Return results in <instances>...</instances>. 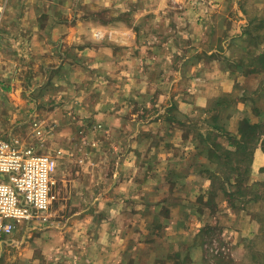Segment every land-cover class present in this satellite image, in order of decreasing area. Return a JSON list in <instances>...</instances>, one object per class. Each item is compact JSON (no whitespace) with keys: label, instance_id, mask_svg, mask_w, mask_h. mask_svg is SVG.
<instances>
[{"label":"rangeland","instance_id":"374dc122","mask_svg":"<svg viewBox=\"0 0 264 264\" xmlns=\"http://www.w3.org/2000/svg\"><path fill=\"white\" fill-rule=\"evenodd\" d=\"M161 1V13L156 0L11 1L0 134L55 159V199L0 264L33 250L68 264L96 229L120 264H264V141L235 172L214 160L235 150L242 120L264 124V0ZM59 23L74 30L48 51Z\"/></svg>","mask_w":264,"mask_h":264},{"label":"built area","instance_id":"2783aa9c","mask_svg":"<svg viewBox=\"0 0 264 264\" xmlns=\"http://www.w3.org/2000/svg\"><path fill=\"white\" fill-rule=\"evenodd\" d=\"M10 0H0V21ZM55 159L0 134V252L22 225L47 220L54 202Z\"/></svg>","mask_w":264,"mask_h":264},{"label":"crops","instance_id":"0c3cea01","mask_svg":"<svg viewBox=\"0 0 264 264\" xmlns=\"http://www.w3.org/2000/svg\"><path fill=\"white\" fill-rule=\"evenodd\" d=\"M11 1L12 0H10L8 9H10ZM150 1H155V0H150ZM156 1H157V5L155 4V2L154 3L150 2L149 4H146L147 8L149 9V12H154V13H161L162 12V9L164 8L162 5V1L161 0H156ZM159 3H161V5L158 6ZM156 10H158V11L156 12ZM127 28H128V32H129V30H134V28L130 25L125 26V29H127ZM73 30H74L73 27L70 25L60 24V23L53 25V31H51L52 32L51 37H50L49 41H47V43L48 42L50 43V44L49 43L47 44L49 46L48 51L53 50V48L58 50L59 47H61V45L63 43H67V40L70 37V34ZM61 31H63L62 35L60 33ZM59 34L62 37H59L60 36ZM44 43L45 42H41V44H44ZM93 46H91V47H93ZM98 46H99V44H98ZM127 46H129V45H127ZM95 50L98 51L99 48L96 47ZM48 55H49V53H48ZM130 57H131V59H130L131 61L129 60L128 63H133V60H135L136 58L134 56H130ZM151 58L154 60L156 59V57L154 58L153 56H151ZM108 59H109V61L110 60L111 61H118L119 60L118 57H115V58L110 57ZM164 59H168V58L165 57V55H163V60ZM96 61H99V62L103 61V58L96 57ZM224 80H225V82L222 83V81H221L222 84L220 83L221 85H218V86L222 87L223 91L230 92L232 90L231 88H232L233 82H231L230 80H227V79H224ZM213 95H215V94H213ZM207 97H205V98L201 97V99L206 100ZM197 102H199V98L197 99ZM236 118H238V117H236ZM236 118H235V120H236ZM80 233H82V231ZM112 235H114V232L112 233ZM106 236H107L106 232H102V231L100 232V229H96V231H93L92 234L90 233L89 237H87L86 239L82 238L83 240L80 242L81 243V245H80L81 250L76 252L79 255H71V257L68 258V260H69L68 264H104V263L111 262V261L114 262V260L119 259V249H121V248L118 247L116 244L115 245L112 244L110 247H104L105 241L109 238ZM115 239H120V238L111 236V243H114L113 240H115ZM55 252L58 253L57 250ZM120 252H121V250H120ZM75 257L78 259L77 262L74 259ZM25 258L27 260V263H29V264L31 262L33 264H41L39 262V260H36L34 250L31 253H30V251H27V255L25 256ZM25 258L20 259L21 260L20 264L25 262L24 261ZM55 258H56V256H55ZM79 259H80V261H79ZM83 260H85L84 263L82 262ZM120 263H121V259H119V261H116V264H120ZM114 264H115V262H114Z\"/></svg>","mask_w":264,"mask_h":264},{"label":"trees","instance_id":"16d2710c","mask_svg":"<svg viewBox=\"0 0 264 264\" xmlns=\"http://www.w3.org/2000/svg\"><path fill=\"white\" fill-rule=\"evenodd\" d=\"M219 103L217 105H220ZM214 129L217 130L218 126H214ZM239 134H240L239 135L240 137L237 139H234L235 140L234 141V146H235L234 151L226 150L224 154L225 156L223 157H221L220 155H216V154L214 155V160L216 161L217 164L218 162H220L221 158L232 159L233 162L228 159L230 163L235 164V167L231 169V172H235L238 169L237 166H240L242 163H247L248 159L249 161H251L250 158L253 153L254 144L260 140L264 141V124H260V123L250 124L247 120H242L239 125ZM247 172H248V169L244 171L245 174H247ZM242 176L243 175L240 174L239 177L235 179V183L238 182V185H241L243 182V179H245V178H242ZM210 179L212 181V178ZM245 188H246L245 190L250 189V187L248 186H245Z\"/></svg>","mask_w":264,"mask_h":264}]
</instances>
